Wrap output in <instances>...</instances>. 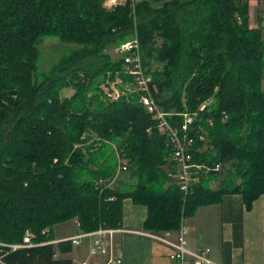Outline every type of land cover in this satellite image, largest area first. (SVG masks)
Wrapping results in <instances>:
<instances>
[{"label":"trees","instance_id":"16d2710c","mask_svg":"<svg viewBox=\"0 0 264 264\" xmlns=\"http://www.w3.org/2000/svg\"><path fill=\"white\" fill-rule=\"evenodd\" d=\"M249 1L125 0L106 10L104 0H0V264H74L53 227H121L125 199L146 208L150 233L177 232L226 194L251 209L264 194V39L261 20L250 27ZM133 33L169 122L195 114L193 161L229 164L216 189L210 173L184 196L168 175L167 138L137 97L103 93L118 71L130 81L105 50ZM46 37L77 47L39 71ZM112 145L130 182L98 188L117 168ZM26 234L34 246L13 249Z\"/></svg>","mask_w":264,"mask_h":264},{"label":"built area","instance_id":"2783aa9c","mask_svg":"<svg viewBox=\"0 0 264 264\" xmlns=\"http://www.w3.org/2000/svg\"><path fill=\"white\" fill-rule=\"evenodd\" d=\"M124 1L107 0L105 5L108 4L110 7H114ZM115 52L123 61L121 73L129 77L130 81L124 82L119 75L115 76L110 82L107 81L102 88L104 90L105 87V93H109V97L113 98H111L112 100L117 99L121 95L117 90L118 87H115L116 84L122 85L125 91L137 97L139 104L151 116V119L156 122L158 131L167 138V142L171 147V160L174 165V170L170 171L168 175L175 180L184 196H186L192 186L200 181L201 176H206L210 173L217 174L221 169L220 163L208 165L193 161L191 149L195 145V139L189 135L188 131L195 120V114L183 113L182 122L179 126H174L169 122V114L162 109L154 97L156 86L143 66L137 34L133 33L129 39L117 46ZM211 101V99L207 100L200 107V110L208 106ZM200 138L204 140V136ZM112 148L117 160L116 171L112 177L96 181L98 188L113 189L120 174L127 171L128 162L124 157L123 150L114 145H112ZM73 224L78 227L77 221H73ZM124 233H139L164 244L169 249L167 257L175 264H218L211 258L209 248L191 250L187 246L183 222L180 229L175 233L134 232L120 227L99 226L94 231H81L78 234L54 241V243L66 241L70 242L75 248L86 246V257L79 264H122L121 249L117 245L115 237ZM30 238L31 234H26L23 238L24 244L14 245L12 248L34 246Z\"/></svg>","mask_w":264,"mask_h":264},{"label":"crops","instance_id":"0c3cea01","mask_svg":"<svg viewBox=\"0 0 264 264\" xmlns=\"http://www.w3.org/2000/svg\"><path fill=\"white\" fill-rule=\"evenodd\" d=\"M216 179L210 181L217 184ZM146 216L144 206L125 199L120 228L145 232ZM183 228L187 246L191 250L209 248L211 258L218 264H264V194L252 203L250 210L240 195L226 194L220 203L199 207L193 216L183 220ZM71 235L57 236L55 241ZM115 241L121 249L122 264H175L167 257L169 249L164 244L139 233L120 234ZM84 248L77 247L78 255L87 254ZM74 252L73 248L62 256L73 259Z\"/></svg>","mask_w":264,"mask_h":264},{"label":"rangeland","instance_id":"374dc122","mask_svg":"<svg viewBox=\"0 0 264 264\" xmlns=\"http://www.w3.org/2000/svg\"><path fill=\"white\" fill-rule=\"evenodd\" d=\"M107 0H104L103 2V7L106 10H112L114 7L116 6H111L106 4L105 2ZM249 23L251 27H257L258 26V22L259 20H261V26L263 27V39H264V2L262 3H255V0H250L249 1ZM121 44V43H120ZM120 44L117 45H112L109 48H107L105 50V53L112 59L114 60L115 58H119L118 55L116 54L115 50L117 48V46H119ZM77 46L75 44H68L65 42H61L59 41L58 38L56 37H46L43 39V41L41 42V44L39 45V52H40V57H39V62L40 63V67H38V70L41 71H45L48 70L51 66V64L53 62H55L56 60H58L60 58V56L64 53H68L71 49H75ZM120 75V71L115 73V76H119ZM151 77V76H150ZM111 79L104 81L105 83L108 81L110 82ZM102 81V87L105 84ZM104 83V84H103ZM115 87L117 88L118 92L121 94L120 96H122V94L124 93L125 89L122 85H115ZM103 89V88H102ZM264 90V89H263ZM105 87L103 90V93L109 97L110 94L109 93H105ZM73 93V89L71 87H67L61 90L60 92V96L63 99L64 97H68ZM115 96V95H114ZM135 96V95H133ZM112 98V97H111ZM110 97L109 99L112 100ZM221 169L220 171L216 174L215 177H217V179L215 180L216 183H220L223 180L224 175L227 173L228 169H229V164L228 163H220ZM174 170V165L173 168L169 167V169L167 170L168 173L170 171ZM119 181H127L130 182L129 176L127 172H124L123 174H120ZM118 181V182H119ZM213 182L210 181V187L211 188H215L217 185ZM118 186V185H117ZM218 187V186H217ZM81 230L79 228H77L76 226H74L72 221H67L58 225H55L53 227L52 230V236L55 239L57 236H62V235H75L80 233ZM71 235V236H72ZM66 238V237H65ZM63 239V238H61ZM74 248V253H72V258L74 259V264H79V262L81 261V259H85L86 255L83 254L82 256L78 255V250L77 248ZM83 249H85L84 247H82ZM84 252V251H83ZM72 259V260H73Z\"/></svg>","mask_w":264,"mask_h":264}]
</instances>
